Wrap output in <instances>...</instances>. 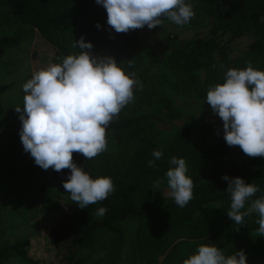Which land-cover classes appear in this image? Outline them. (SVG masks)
<instances>
[{
	"label": "trees",
	"instance_id": "16d2710c",
	"mask_svg": "<svg viewBox=\"0 0 264 264\" xmlns=\"http://www.w3.org/2000/svg\"><path fill=\"white\" fill-rule=\"evenodd\" d=\"M185 2L195 13L185 25L162 17V25L154 29L145 25L116 33L95 0H0L7 23L16 26L13 34L0 36V57L35 33L54 50L48 65L62 63L63 57L79 54L73 44L83 36L94 55L113 57L143 86H133V100L106 127V151L92 159L73 153V162L91 178H111L114 192L107 199L80 209L62 186L70 169L51 171L53 184L66 193L47 234L57 264H111L122 256L121 225L128 223L134 237L129 264H137L141 242L148 264H159L156 258L163 254L167 264H183L200 245L216 246L225 256L243 250L247 264H264V236L256 232L259 215L235 224L227 216L231 198L222 179L240 177L259 187L242 209L246 211L251 200L264 196V157H249L238 145L228 146L224 133L211 125L190 124L175 104L180 96L211 109L207 91L222 84L229 69L243 70L251 63L254 70L264 71V0ZM5 91L0 86V115ZM205 114L201 110L199 115ZM154 150L163 155L149 167ZM173 156L185 160L194 184L193 198L183 208L168 195L165 174L174 167L168 163ZM100 207L107 208L104 216L96 214ZM28 245L27 240L1 245L0 264L11 258L30 263Z\"/></svg>",
	"mask_w": 264,
	"mask_h": 264
},
{
	"label": "clouds",
	"instance_id": "9594fccd",
	"mask_svg": "<svg viewBox=\"0 0 264 264\" xmlns=\"http://www.w3.org/2000/svg\"><path fill=\"white\" fill-rule=\"evenodd\" d=\"M107 13V24L116 33L161 26L162 17L176 25H185L195 15L185 0H95ZM97 28L100 25L97 23ZM78 55L62 58V63L50 64L32 73L22 85L25 93L20 113L19 136L23 150L43 170L56 172L70 169L63 188L80 209L107 199L114 192L110 177L91 178L73 162V153L92 159L106 151V127L121 109L133 100V86L143 87L135 73L125 74L111 56H97L93 45L83 36L74 41ZM206 101L223 122V139L228 146H239L249 157H264V71L254 70L251 63L243 70L229 69L222 84L207 91ZM162 152L154 150L149 167L160 160ZM168 163L166 181L168 195L175 204L185 207L193 198V181L186 175L183 158L173 156ZM228 182L226 192L231 203L227 216L237 225L244 217L258 213L257 235L264 236V196L251 200L258 191L253 183L240 177L222 176ZM161 181H155L159 188ZM107 208L100 207L97 215L104 216ZM183 264H247L243 250L225 256L212 245H200Z\"/></svg>",
	"mask_w": 264,
	"mask_h": 264
},
{
	"label": "rangeland",
	"instance_id": "374dc122",
	"mask_svg": "<svg viewBox=\"0 0 264 264\" xmlns=\"http://www.w3.org/2000/svg\"><path fill=\"white\" fill-rule=\"evenodd\" d=\"M4 12L5 9L0 7V36L11 35L16 30L15 25L7 23ZM23 30L28 34L26 28ZM53 54L54 50L32 33L0 57V86L6 87L1 97L4 111L0 115V246L27 240V258L30 260V263H25L11 258L6 264H57L47 234L63 208L66 193L53 184L52 168L41 169L23 150L19 136L20 113L15 111L17 106L23 110L25 93L22 85L38 68L48 65ZM175 104L185 112V120L188 119L190 124H207L218 133L223 132V122L205 104L180 96L175 98ZM201 110L208 114L199 115ZM234 159L239 160V157ZM137 248L140 249L137 264H148L143 243ZM121 253L122 256L111 264H129L132 254L126 244L122 246ZM165 258L163 254L156 260H160L159 264H167L168 258Z\"/></svg>",
	"mask_w": 264,
	"mask_h": 264
},
{
	"label": "crops",
	"instance_id": "0c3cea01",
	"mask_svg": "<svg viewBox=\"0 0 264 264\" xmlns=\"http://www.w3.org/2000/svg\"><path fill=\"white\" fill-rule=\"evenodd\" d=\"M131 223L128 224H122L121 225V232H122V240L124 242V245H127L128 252H131V246L130 243H134V237L132 233L130 234L129 229L131 228ZM123 254V253H122Z\"/></svg>",
	"mask_w": 264,
	"mask_h": 264
}]
</instances>
